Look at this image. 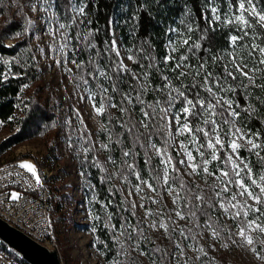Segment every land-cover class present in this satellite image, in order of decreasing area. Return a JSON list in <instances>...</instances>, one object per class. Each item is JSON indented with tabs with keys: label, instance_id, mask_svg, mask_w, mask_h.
I'll use <instances>...</instances> for the list:
<instances>
[{
	"label": "trees",
	"instance_id": "obj_1",
	"mask_svg": "<svg viewBox=\"0 0 264 264\" xmlns=\"http://www.w3.org/2000/svg\"><path fill=\"white\" fill-rule=\"evenodd\" d=\"M56 1L67 27L74 57L81 63L76 71L77 77L83 82L88 81L85 84L93 89L96 99H99L101 91L99 83L108 89L103 121L109 139L102 155H98L90 137L84 131L76 135L69 129L68 135L72 147L78 142L83 151L82 154L74 155L73 161L82 176L79 189L84 193L87 208L90 214L93 211L96 222L89 224V228V225L78 226L72 221V211L77 201L72 197L73 186H66V182L73 176L71 167H60L49 178L42 176L43 168H52L57 162L55 150L51 147V137L62 122V113L56 105L42 98L40 73L26 36L25 0H0V127L10 134L0 142V157L15 146L35 138L43 139L46 153L40 160L32 159L38 168L40 184L49 190L50 217L54 231L64 227L84 229L95 238L97 247L105 252L107 261L115 259L117 264H133V261L134 264H146L143 260L146 257L150 264H171L177 250L184 249L188 243L200 245L207 230L224 236L218 208V203H224V200L220 195L217 196V190L211 182L200 188L193 182H188L180 173L178 157L166 134L167 118L162 109L179 112L183 106L182 98L170 103V97L177 96V93L164 87L168 84L164 77L172 81V87L185 91L189 98H194L197 91L201 97H208L203 88L192 87L194 84H202L203 75L207 72L219 76L220 84L227 81L226 88L236 89L235 92L226 93L227 99L233 101L232 109L239 113L235 119L257 137V144L261 146L251 152L241 148L238 153L249 163L259 179L260 175H264V166L256 156L257 151L264 156V89L250 84L244 77H238L235 81L231 78L225 80L223 56L234 48L240 61L252 67L253 58L247 52L253 42L264 46V28L257 26L254 34L252 29H247L250 35L238 40L233 47L231 36H239L241 33L235 25L223 26L213 21L211 7H218L221 11L238 10L240 0H72L79 7L84 6L85 10L84 15H79V22L73 20L72 24V1ZM253 5L257 11L264 10V0H253ZM245 14L252 19L247 12ZM113 25L127 54L133 56L135 63L132 60V68L147 85L145 92L138 88L128 71L116 70L118 60L111 50L110 26ZM187 25L192 26L191 33L187 32ZM173 28L185 33V38L191 36L189 43L199 42L201 49L197 51L192 48L189 51L188 46L181 47L173 56L176 59L165 63V57L168 56L167 42L178 38V33L169 31ZM89 32L92 35L85 40L84 36ZM201 36L204 37L203 40L200 39ZM8 40L12 41L13 47L6 44ZM182 54L188 56L184 63L192 65L193 69L198 68L201 63L205 64L204 73L196 80H193L192 75L177 79V72L172 71ZM213 57L217 59L213 61ZM256 57L258 53L255 54ZM4 60L8 63H3ZM100 71H104L111 79L101 77ZM6 73H10L7 79L4 78ZM262 76L264 73L255 79L257 84L264 83ZM113 86L117 91H112ZM125 96L130 97L132 102L129 103ZM109 103L117 105L113 112L107 107ZM120 109L125 111L121 112ZM145 112L149 114L147 118L144 116ZM225 118L229 121L234 119L227 112L224 116L214 117L224 132L231 125L224 124ZM189 120L193 130L196 126L205 130L211 128V125L202 123L200 115L189 117ZM197 139L205 145L202 148L204 157L196 160L201 171L209 150L202 133H197ZM150 144L161 150L158 157L150 154ZM125 152L129 155L125 156ZM226 154L225 149L218 153L221 159ZM25 157L29 156H22L15 161ZM168 158H171L170 164H167ZM161 159L167 164V184L177 191L176 204L179 212L185 216V224L178 230L172 229L174 227L166 213V234L158 241L145 236V224L132 203L123 197L120 183L127 186L130 181H135L139 184L142 179L152 186L156 197L161 198L165 189L158 164ZM218 162L223 169L230 170V165L222 163L221 160ZM108 167L112 168L111 173L108 172ZM197 196L202 197V200L196 199ZM258 207L264 209V205ZM193 212L194 216L191 215ZM102 237L105 244L102 243ZM0 246L5 247L1 242ZM206 264L236 263L220 257L215 262Z\"/></svg>",
	"mask_w": 264,
	"mask_h": 264
},
{
	"label": "rangeland",
	"instance_id": "obj_2",
	"mask_svg": "<svg viewBox=\"0 0 264 264\" xmlns=\"http://www.w3.org/2000/svg\"><path fill=\"white\" fill-rule=\"evenodd\" d=\"M73 4L74 6L70 7V11L74 18L71 19L70 24H72L73 20H78L77 16L80 15L78 14V9L80 7L77 5L76 2H74ZM245 7L246 8L248 7L247 0L245 3ZM212 8H216L217 14L220 15L221 17V20L215 21V22H218L219 24L223 26H229L228 24L223 23L224 20L240 14L239 9L238 10L237 9H226L225 11H221V9H219L218 7L213 6L211 7L212 18L214 16V14L212 13ZM244 15L246 16L245 13ZM26 20H27V6H26ZM231 25H235V24H231ZM67 32L68 31L66 27V30L64 33L66 36H67ZM51 37H52V32L50 31L49 25L47 24L45 28V38L49 39ZM176 40H177V37H175V39H170L167 42L168 55L174 56L175 52L171 51V43ZM229 53L233 54V56L237 59V62H241L239 56L237 55L236 50L232 48L223 56L224 66L228 64V66L231 67V65L229 64V61L232 59V57L228 55ZM260 58L261 57L258 54V57H256L255 59H252L251 61L252 67H248V68L264 70V64L259 63ZM181 70L188 71V69H181ZM262 73H264V71H254V72H250L249 75H253L255 79H257L261 76ZM75 79H79L77 75ZM39 84L43 87L42 98L46 100L48 103L56 105L58 108V111L62 113V122L60 126L53 131L52 133L53 135L51 137V147L55 150V156L57 158V162L52 168H47V167L43 168L42 176L45 178H49L50 176L55 175V172L58 168L63 167V166L71 167V169L73 170V176L66 182V186L68 187H70V185L73 186L74 189L72 190V197L74 201L75 200L77 201V204L80 203V199H83V201L86 202L83 196L84 193L80 191L79 189L81 182H82V176H81L80 184H78L77 186L73 184L75 170L78 169L76 164L73 161V158H74V155L82 154L83 151L78 142L75 144V146L72 147L71 142L68 140L69 139L68 135H69V129L72 130V132L76 135H80L82 131H84L86 134L87 132L84 129L82 123L77 118H72L71 116L68 118L67 112L69 110V105L67 103H65L64 101H60L59 103H57L55 102L54 99L48 97V95L50 94L48 87L50 86L46 84V82L43 80L41 76H40ZM227 84H228L227 81H225L224 84L222 85L223 87H225V85ZM98 86L101 89L99 93V98L100 100L104 98L103 101H105L107 98V95L106 93L102 91V89L104 88L103 84L99 83ZM91 90L93 94L95 95L92 88ZM215 90L216 89L214 87V91ZM218 95L227 98L225 92H219ZM57 100H58V97H57ZM111 104L112 103H109L107 107L111 112H113L115 108L111 107L110 106ZM175 113H178V112H174L173 110H170L166 113V118H167L166 134L169 137L170 146L172 150L174 151L173 149L174 147H176L177 149V153L179 157L177 156V154L176 156L178 157V160H179L181 175L188 182H192V179L196 178V180L199 183L198 185H196L195 183L194 184L200 188H203L204 184L211 182L213 187L217 190V193L218 192L220 193V196L224 200L225 207L228 209V211L225 212V210L220 207V204L223 203L222 201L221 203H218L219 212H221V221H222L221 229H222L224 236H219L218 238L213 239L212 230H207L205 232V237L201 240L200 245L195 246V245L188 243L187 245H185L183 249V253H184L183 255L180 254V249L177 250L173 255L171 264H206L211 261L215 262L220 257H224L227 260L234 262L236 264H264V260H261L258 258V255L264 256V245H262L260 241L257 240L255 243V248L257 249V252L254 253L251 250L252 246L247 245L238 235L239 226L242 224V222H246L247 220L254 219L256 216L259 215V213L250 212V214L247 217H244L243 213H241L240 217L233 218L236 212V209L232 208L229 205V201L231 200V196L236 192L237 188L236 186L234 187L231 184L223 182L224 178L221 177L219 171H217V169H223V166L220 162H218V160L211 161L210 150L208 152V157H207L210 163L207 165V167L209 171L213 172V175L206 174L203 171V169L199 171L198 168H197L196 173H192L191 168L187 167V164L189 162L187 161L185 149L181 148V144L183 143L186 149L192 152L194 160L191 163L197 164L196 160L202 157L199 155V152L196 150V145L191 143V140H192L191 135H189L188 133H185L184 135H178L177 129L179 125L177 124L175 120V115H174ZM202 120H203V116H202ZM102 121H103V117H102ZM64 122H66L67 127H66L65 132H62L61 137H62V140L65 146L62 144L61 141L59 144H56V140L59 139L58 138L59 132L63 130ZM232 122L233 123H231V125L227 127L224 133L228 132L230 128H232L233 130L234 128H240L242 132L245 134V139L237 140V142L240 145H242L241 148H246V149L251 148V145H248L246 143L247 138H251L255 143H257V139H256L257 137L251 134V132L246 128L245 125H242L235 118L232 120ZM181 123H183V117H181ZM103 124H104L105 130L102 131L100 134V141H99L98 146L94 144V141L91 138V136L87 134L90 137L92 144L99 156L102 155V151L105 149L104 147H101V145H105L106 141L109 139V136L107 134V128H106L104 121H103ZM9 135L10 134H8V132L1 127V130H0L1 138H4L6 136L9 137ZM220 135L222 139L224 140V144H225L224 149L226 153L231 154V149L228 148V141L231 137L226 136L225 134H222V132L220 133ZM197 144H202V143H200L197 139ZM152 145L153 144L149 145V152L153 157H158L159 154H157L156 148H154ZM61 147L63 148L62 152H60L59 150V148L61 149ZM218 147L219 145H217V148ZM202 148H200V151H203ZM240 149H238V151ZM45 153H46L45 142L41 138H35L29 142L15 146L11 152L7 153V156H8V161H14L15 159L20 158L22 156H29V157L20 159L17 163L19 165L25 164V163L33 165L35 168L36 174L38 176V168H37V165L34 159L32 158H35L36 160H40L41 157ZM233 158H235V156ZM181 160H184L185 163L181 164L180 163ZM158 164H159L160 171H161V181L165 188L164 194L161 198L156 197L153 190L149 188L147 184H144L142 182L144 180L142 179L139 180V184L136 183L135 181H130L127 186L120 183V188H121V193L123 197L126 200H129L132 203V205H135V207L133 208L136 210L137 214L139 215V217L142 219L143 223L145 224V228H146L145 236L150 239H156L159 241L162 239V237L165 236L166 229H167V228L166 229L160 228L159 227L160 223H164L165 225H167L168 224L167 219L169 218L172 226L174 227L172 229L178 230L181 225L185 224V221L179 219V217L175 215V213L179 211L176 202L175 203L173 202V200L174 199L176 200L177 198V191L172 186H169L167 183H165L164 181L166 163L164 162L163 159H161ZM110 168H107V169H108V172L111 173L112 168L111 169ZM23 169H25L30 175H32V173L28 169L26 168H23ZM43 170H46L50 175L46 177L43 174ZM255 178L257 177L255 176ZM247 183H250V181H247ZM137 186H139V188L141 189L140 191H137ZM225 187L229 188L228 192L222 191V189ZM170 188L172 189L171 192H169ZM256 191L258 192L259 190L256 189ZM244 200H245V197H241L237 195L236 201H232V203H238V202L243 203ZM88 201H89L88 204L90 205L89 198H88ZM49 202H50V198H49ZM248 203L252 204L253 202L248 201ZM254 206L258 207V205H254ZM87 210H88L87 212L81 211L82 214H77L78 216L76 215L78 217V221L83 222V223L86 222L84 223L85 225H89L91 223L94 224L96 222L94 219V213L92 211L90 214V211L88 208ZM166 213H168V216H169L168 218L165 215ZM72 221L74 222L73 218H72ZM261 221L264 222L263 217H261ZM83 223H78V224H83ZM74 224L77 225L76 222H74ZM75 228L77 227H73V228L71 227L67 229L66 227H64V228L58 229V231H56L57 233L54 231L55 232L54 234L57 235L58 240L62 242V246H61L62 248L60 249V257L61 258L63 257V264H117L115 259H110L108 261L105 259V252L103 250H100L97 247L96 240L90 233L89 234L91 236L89 235L90 237H87L85 236L86 231L84 229H75ZM89 228H91V226ZM89 228H88V231H89ZM250 234L254 238L259 237L260 239H264V234H260L258 232H252ZM90 238H92L93 243ZM102 243L105 244L104 237H102ZM223 245H227V247H224ZM201 248L203 249V252L199 251V249ZM101 253H103V255ZM143 260L145 261L146 264H150L146 257H143Z\"/></svg>",
	"mask_w": 264,
	"mask_h": 264
},
{
	"label": "snow or ice",
	"instance_id": "obj_3",
	"mask_svg": "<svg viewBox=\"0 0 264 264\" xmlns=\"http://www.w3.org/2000/svg\"><path fill=\"white\" fill-rule=\"evenodd\" d=\"M15 2V0H14ZM247 5L248 7H245V2L244 0H240L239 4V15H235L233 17H230L226 20L223 21L224 24H235L237 26V30L241 33V35H232L231 36V42L233 47L236 46V43L238 40H243L245 37H248L250 33L247 31V29H252V33L254 34L256 32L257 26L259 28H264V10L257 11L256 7L253 5V0H247ZM247 12L249 17H252V19L247 18L244 13ZM212 13L214 14L213 16V21H219L221 20L220 15L217 14V9L212 8ZM78 14L84 15L85 10L84 6H81L78 9ZM213 21H209V23H212ZM183 23V21H181ZM60 29H64L66 27L65 24H60L59 25ZM187 32L191 33L193 31V28L191 25H187ZM171 32H176L178 33V38L176 41H173L171 43V51L172 52H177L181 47L188 46V50L191 51L192 48H195L197 51L201 49V44L199 42H194L192 44L189 43L191 40V36H187L185 38V33L180 32L179 29H169ZM19 35V33H17ZM92 33L89 32L87 35L84 36V39L87 40L89 36H91ZM201 40L204 39L203 36L200 37ZM13 47V46H9ZM92 47H95V45H92ZM247 47V46H245ZM111 50L116 53L117 56L120 55L118 49H117V43L114 40L111 45ZM258 53L259 56L261 57L259 60L260 64H264V46H261L260 44H256L255 42L252 43L251 49L247 52V55L249 57H252L255 59V54ZM232 59L229 61V64L231 67L226 64L224 66L223 72H224V79L227 80V78H231V80L235 81L238 79V77H244L246 78L250 84L259 87L261 89H264V83L257 84L255 77L253 75H249L250 72L254 71H264L261 69H251L248 68L247 63L243 62H237V59L233 56L232 53L228 54ZM129 60H133L135 63L133 56L129 55L128 56ZM176 57H173L171 55H168L165 57V63H168L171 60H175ZM188 59L187 55H180L178 58V61L175 64V67L172 69V71L177 72L176 78H186L189 75H192L193 80H196L197 77H200L202 73H204L205 70V64L201 63L198 68L193 69L192 65L184 63ZM217 57H213V61H215ZM73 63H76L75 61H72ZM3 63L7 64L8 61L4 60ZM78 68L81 67L80 64L76 65ZM151 66V65H150ZM181 69H188V71H183ZM247 69V71H246ZM117 71H130L127 69V67L123 64L121 61L117 65ZM70 71V70H69ZM10 73H6L4 75V78L7 79L8 75ZM99 75L101 77H104L105 79H111L110 76H108L104 71H100ZM138 79V77H136ZM147 76H145V79ZM165 80L168 81V84H166L164 87L169 88L170 92H175L177 93V96H171L170 97V103L172 101H175L177 99L182 98V107L179 110L178 113H175V120L177 124L179 125L177 129L178 135H184L185 133H188L191 135L192 140L191 143L196 145V150L199 152V155L201 157H204L205 153L203 151H200V148L205 147L204 144H197V133H202L203 137L206 140V148L210 150V156H211V161H217L221 160L222 163L226 165H230V170H225V169H217L219 171L220 176L224 178L225 183L235 185L237 190L236 192L231 196V200L229 201V205L232 208L236 209V212L234 214L233 218H238L241 216V213H243L244 217H247L250 212L251 213H259L258 216H256L254 219L247 220L246 222H242V224L239 226V231L238 235L239 237L249 246H252V251L254 253L257 252V249L255 248V243L257 240L260 241L262 245H264V239H260L259 237H253L250 233L252 232H258L260 234H264V222L261 221V217H264V209L260 207H255L254 205H264V175H260L259 179L255 178L256 174L253 172L252 167L249 165V163L245 162V160L241 159L238 153V149L242 147L237 140L238 139H245V134L242 132L240 128H230L228 132L224 133L226 136H230L231 138L228 141V148L231 149V154H226V157L224 159H221V156L218 155L219 152L224 151L225 144L224 140L222 139L220 133L224 132L223 128L220 127L218 124L217 120L214 119L216 116H224V113L227 112L228 116L231 117H237L239 116V113L236 112L235 110L232 109L233 101L231 99H227L223 96L218 95L219 92H235L236 89L233 87H228L225 88L223 87L222 84H220V77L219 76H214L212 72H207L206 74L203 75V82L202 84H194L192 87H200L203 88L207 93L208 97H201L200 92L197 91L195 94L194 98H189L188 95L185 94V91H181L180 88L177 87H172V81L169 80L168 77H164ZM261 80L264 81V76L261 77ZM213 81L215 83H213ZM88 81L85 80L84 83H87ZM25 88L27 85L24 86ZM215 87V91H214ZM247 87V85H245ZM23 90V89H22ZM102 91L104 93L108 92L107 88H103ZM112 91H117V88L113 86ZM89 99H94V96H90ZM110 99V97H109ZM125 99L128 100L129 103H131V99L128 96H125ZM137 99H139V96H137ZM143 103V101H141ZM113 108H116V104H111L110 105ZM227 106V107H225ZM93 107L98 115L103 114L105 111V103L102 100L99 103V107H96L95 104H93ZM239 107V105H237ZM217 109H220L218 112ZM171 109H162L165 113L170 111ZM121 112L125 111V109H120ZM203 116L202 123L204 125H211L210 130H205V128L196 126L195 129L191 127V123L189 120V117L192 116ZM144 116L147 118L149 114L147 112L144 113ZM183 116V123H181V117ZM143 122V121H142ZM224 124H230L233 123L232 121H229L227 118L224 119ZM103 127V125H101ZM239 134V135H237ZM246 143L248 145H251V148L248 149L249 152L252 150L258 149L261 146L255 143L251 138L246 139ZM217 145H219V148H217ZM155 148V145H152ZM101 147L106 148L107 145H101ZM181 148L185 149V154L187 156V161L189 162L187 164V167L191 168L192 173L197 172V168L199 165L191 163L194 160V157L192 155V152L188 151L183 145L181 144ZM157 154L160 153V149H156ZM125 156L129 155L128 152L124 153ZM235 156V158H233ZM256 156L259 157L261 165L264 166V156H261L260 152H256ZM163 162V161H162ZM171 163V158H168L167 164ZM181 164H184L185 161L181 160ZM210 163L208 159L203 160V164L205 167L203 168V171L208 174V175H213V172L209 171L207 165ZM167 164L165 167V177L164 181L165 183L168 182V173H167ZM21 168H26L28 169L32 175L36 178V183L40 184V179L39 176H37L35 168L31 164H21ZM139 179V176L137 177ZM219 178V177H217ZM247 181H250V183H247ZM144 184H147V181H142ZM149 188H152L150 184L147 185ZM183 187V185H182ZM256 189L259 191L257 192ZM141 189L139 186H137V191H140ZM154 190V189H153ZM172 189H169V192H171ZM224 192H228L229 188L225 187L222 189ZM220 193H217V196H219ZM237 195L241 197H245V200L243 203H232V201H236ZM13 199L18 198L16 193L12 194ZM196 199L202 200V197L197 196ZM248 201H252L253 203L250 204ZM155 202V201H153ZM173 202L175 203L176 200L174 199ZM135 207V205H133ZM220 207L225 210V212L228 211V209L225 207L224 203L220 204ZM179 219L184 220L185 216L181 214V212L177 211L175 213ZM191 215H195L193 212ZM160 228L166 229L167 225L164 223H160L159 225ZM95 231V229H94ZM219 237V232L213 231V239H216ZM224 247H227V245H223ZM177 248H179V245H177ZM199 251L203 252V249H199ZM103 255V253H101ZM141 255H144L143 252L140 253ZM180 254L183 255V249H180ZM258 258L261 260H264V256H259ZM134 264V261H133Z\"/></svg>",
	"mask_w": 264,
	"mask_h": 264
},
{
	"label": "built area",
	"instance_id": "obj_4",
	"mask_svg": "<svg viewBox=\"0 0 264 264\" xmlns=\"http://www.w3.org/2000/svg\"><path fill=\"white\" fill-rule=\"evenodd\" d=\"M27 2L26 34L33 51V59L37 70L46 84L50 86L48 87L50 91L48 97L54 99L57 103L60 101L67 103L69 105L68 118L70 116L77 118L82 123L87 134L93 139L94 144L98 146L100 134L105 130V127L102 121L103 114L98 115L93 104L99 107V103L104 98L102 100L100 98L96 99L88 84L75 79L78 69L76 65L81 63L74 57L73 46L68 38V32L67 36L64 34L66 27L64 29H60L59 27L60 24L65 23L58 10L57 1L27 0ZM73 3L72 1L71 6H74ZM77 18L78 20L75 21L79 22V16ZM47 24L52 32V37L49 39L45 38ZM110 35L111 45L115 40L120 53L117 56L114 52L118 63L122 61L127 69L130 70L128 72L132 75L138 88L143 92L147 91L144 79L132 68V60L128 59L129 55L114 25L110 26ZM6 44L11 45L12 41L8 40ZM90 96H94V99L90 100ZM66 127V122H64L63 130L59 132V139L56 140V144H59L61 141L65 146L61 135L62 132H65ZM4 138L0 136V142ZM173 149L178 156L176 147ZM59 150L62 152L63 148L61 147ZM43 174L46 177L50 175L46 170H43ZM80 182L81 174L76 169L73 184L77 186ZM192 182L196 185L199 183L196 178H193ZM13 193H16L18 198L13 199ZM49 198V190L42 184H37L36 179L25 169L21 168L15 160L8 161L7 154L0 157V220L35 243L55 250L61 264H63V257H60L62 242L54 234L50 217ZM81 211H88L87 204L83 199H80V203L75 206L72 213V218L77 225H84L86 223L78 221L77 214H82ZM85 236L90 237L87 233H85ZM0 264L28 263L22 259L20 254L9 249L7 246L4 248L0 246Z\"/></svg>",
	"mask_w": 264,
	"mask_h": 264
},
{
	"label": "water",
	"instance_id": "obj_5",
	"mask_svg": "<svg viewBox=\"0 0 264 264\" xmlns=\"http://www.w3.org/2000/svg\"><path fill=\"white\" fill-rule=\"evenodd\" d=\"M0 242L28 264H61L55 250L41 246L0 220Z\"/></svg>",
	"mask_w": 264,
	"mask_h": 264
}]
</instances>
